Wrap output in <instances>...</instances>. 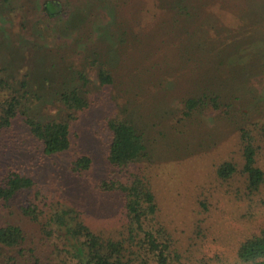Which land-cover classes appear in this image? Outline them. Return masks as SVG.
Listing matches in <instances>:
<instances>
[{
	"label": "trees",
	"instance_id": "1",
	"mask_svg": "<svg viewBox=\"0 0 264 264\" xmlns=\"http://www.w3.org/2000/svg\"><path fill=\"white\" fill-rule=\"evenodd\" d=\"M133 1L94 0L89 13L78 11L79 14H71L69 4L66 3L65 7L62 0H43L40 4L42 17L56 21L58 32L66 34L72 29L83 30L87 23L92 22L90 17L99 15L101 6L107 22L114 21L115 26L119 25L117 33L116 27H99L92 41L90 33L78 34L75 45H83L84 52L80 65H74V61L64 65L57 55V66L60 68L54 69L55 62L52 60L50 65L54 72L46 70L47 74L39 77L41 80L38 79L37 83L34 82L37 74L32 77L25 71L21 78L14 79L9 74L13 69L8 67L9 64L0 66V136L11 131L18 122L38 142L39 152L43 156L52 157L68 150L71 146V130L64 119L40 120L31 111L32 106L45 102L48 95L65 108L77 112L102 105L99 101L90 103L80 86H72L74 80H82V84L88 82L87 68L95 70L100 94L104 99L113 107L118 106L116 111H103L102 117L98 119V136L104 139L107 161L113 170L110 177L97 181L96 188L102 193L120 194V229L112 235L95 232L85 223L80 210L73 206L53 207L50 213L46 211L48 216L38 203L29 202L20 206L21 214L35 222L44 216L42 232L53 222L58 225V229L62 228L65 244L71 247L78 264L186 263L182 260L180 248L171 231L159 216L160 206L153 183L152 166L157 161L178 165L187 153V149L182 147V136L187 129L201 123L208 114L218 112L222 117L239 118L238 124H234V146L238 157L227 158L213 166L210 178L219 187L215 186L216 189H222L238 201L249 204L264 192V169L259 165L264 153V121L252 119L249 112L240 111L235 103L241 97L244 99V94L240 93V89L230 91L231 88H228L234 73V67L230 64L235 62L225 55L230 54L226 52H230L231 44L237 45L236 50L242 44V38L236 37L234 30L238 26H220L217 29L215 21L220 16L204 23L203 10L212 0H139V6L138 3L132 6ZM173 1L176 3L171 4ZM10 2L12 0H0V8L7 5L12 16L25 20L28 13L25 3L12 6ZM117 7L124 8L122 17L114 15ZM108 8L113 14L108 13ZM138 8H142L147 15L143 17ZM228 15L230 18L221 17L228 22L240 19L237 12L232 14L229 11ZM154 23L157 26L152 30ZM171 27L183 28L186 32V39L178 45L183 48L180 55L187 60L183 65L189 66L193 55L200 53L204 42L210 40L208 47L212 56L218 58L213 70L216 75H223V83L219 81L217 86H210L209 89L192 90L185 86L186 90L177 96L174 94L176 89L172 77L164 71L163 64L169 57L163 54L162 60L157 61L154 52L159 44L165 42L160 32ZM56 52L49 54V57H54ZM179 72L181 74V70ZM30 82L36 88L33 89ZM45 88L49 89L48 95ZM174 97L178 99V107L172 106ZM163 141L168 143L161 145ZM91 164L90 156L80 154L69 164L68 170L73 175H81L90 169ZM135 167L139 169L135 171ZM36 184L34 177L23 166L4 167L0 170V207H10L14 198L25 191L34 190L35 196L40 195ZM201 189H204L205 197L202 199L198 196L195 201L197 206L206 210L210 203L209 197L214 192L207 186ZM24 240L19 226L0 225V264H42L35 247H20ZM189 240L190 243L184 249L188 253L186 260L190 259L194 248L193 239ZM235 257L244 264H264V229L241 239L237 243Z\"/></svg>",
	"mask_w": 264,
	"mask_h": 264
},
{
	"label": "rangeland",
	"instance_id": "2",
	"mask_svg": "<svg viewBox=\"0 0 264 264\" xmlns=\"http://www.w3.org/2000/svg\"><path fill=\"white\" fill-rule=\"evenodd\" d=\"M42 1L12 0L10 2L12 6L25 3L28 8L25 20L12 16L8 12L7 5L0 8V66L9 64L8 67L13 68L9 74H12L14 79L21 78L26 71L32 77L37 74L34 77V82L37 83L39 77L42 78L47 71L54 72L50 65L52 60L55 62L54 69L60 68L57 66L59 58L64 65L74 61V65L79 66L84 52L83 45H75L78 34L88 32L92 41L98 34L99 27L108 29L116 27L115 33H117L119 25L115 26L114 21L107 22L101 6L99 15L90 17L92 22L87 23V27L85 26L83 30L72 29L66 34L58 32L56 21H48L42 17L40 10ZM62 1L65 7L66 3L69 4L70 7H67L72 10L71 14L89 13L92 10L91 3L94 2V0ZM136 3L139 6L141 1L134 0L132 6H136ZM175 3L173 1L171 4ZM263 6V0H212L202 14L204 23L215 16H220L215 21L217 29L220 26H226L224 28L238 26L234 30L236 37L242 38V44L238 50H236L237 45L231 44L230 52H226L230 54L225 55L235 62L230 64L234 67V73L231 75L228 88H231L230 91L240 89L244 99L242 97L238 99L235 106L240 107L242 112H249L250 118L261 121H264ZM138 10L143 17L147 15L142 8ZM229 11L232 14L237 12V17L240 19L228 22L221 17L230 18ZM108 13H112L110 8ZM123 14L124 8L115 9L114 15L122 17ZM156 26L157 23L152 24V30ZM160 33L165 42L159 44L154 51L157 54L156 60H162L163 54L169 57L163 63L164 71L172 77L176 96L186 90L185 86L192 90L209 89L217 86L219 81L223 83V75H216L213 70L218 58L212 56V51L208 47L210 40L204 42L202 51L193 55L191 64L186 66L183 65L187 61L186 57L180 55L183 48L178 47L186 39L185 29L171 27ZM190 48L194 47L190 46ZM54 52H56L55 56L49 57V54ZM4 76L7 77V74ZM86 77L88 80L86 84H82V80L78 79L74 80L72 86H80L89 97L90 103L99 101L102 105L77 112L55 101L53 96L48 95L49 89L45 88L47 100L34 104L31 110L40 120L64 119L69 123L71 146L68 150L52 157L43 156L39 152L38 142L29 134L27 128L18 122L11 131L4 132L0 136V167H2L0 170L8 165L23 166L34 177L41 193L35 196L34 190L25 191L14 198L10 207H0V225L19 226L25 236L20 247H35L42 264H78V262L72 254L71 247L65 244L62 228L58 229V225L53 222L46 226L45 232H42L44 216L35 222L21 214V205L35 202L48 213L53 207L55 209L66 206L76 207L93 231L104 234L115 232L121 225L120 194L102 193L96 188L97 181L110 177L113 170L107 161L104 139L98 136V119L102 117L103 111L105 113L116 111L118 106L113 107L100 94L101 90L93 68L86 69ZM31 84L33 85L30 82ZM203 84L209 87H204ZM32 85L34 89L35 86ZM173 99L175 101L172 106L178 107V99L176 97ZM238 122V116L222 117L218 112L208 114L201 123L193 126L192 129H187L182 136L184 138L182 147L187 149V153L182 156L183 159L178 165L157 161L152 166L153 183L160 206L159 216L176 240L185 264H244L235 257L237 243L264 229V192L249 204L238 201L222 189H216L217 185L210 178L215 164L227 158L238 157L234 146L236 144L234 124ZM165 143L167 144L168 141H163L161 145ZM80 154L90 156L92 164L83 174L73 175L68 170L69 164ZM259 165L264 169V153L260 157ZM138 169L139 167H135V171ZM233 185L237 186L236 183ZM202 186H207L214 192L209 197L210 203L206 210L197 206L195 201L198 196L202 199L205 197ZM46 215L49 214L46 212ZM189 238L193 239L194 248L190 259L186 260L188 253L184 249L190 243Z\"/></svg>",
	"mask_w": 264,
	"mask_h": 264
}]
</instances>
